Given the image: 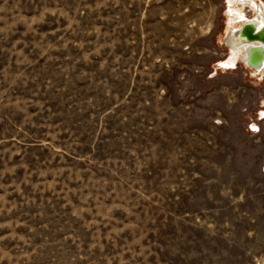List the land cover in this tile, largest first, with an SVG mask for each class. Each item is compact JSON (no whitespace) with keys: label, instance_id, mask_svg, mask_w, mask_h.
<instances>
[{"label":"rangeland","instance_id":"374dc122","mask_svg":"<svg viewBox=\"0 0 264 264\" xmlns=\"http://www.w3.org/2000/svg\"><path fill=\"white\" fill-rule=\"evenodd\" d=\"M247 5L0 0V264H264Z\"/></svg>","mask_w":264,"mask_h":264},{"label":"bare ground","instance_id":"6f19581e","mask_svg":"<svg viewBox=\"0 0 264 264\" xmlns=\"http://www.w3.org/2000/svg\"><path fill=\"white\" fill-rule=\"evenodd\" d=\"M258 1H261L263 8L256 0H229V3L234 2L236 5L248 4L247 7L256 15L248 16L245 10L239 13V23L229 40L231 57L224 63L228 69L230 65L238 63V60L254 70L264 68V2ZM261 118H264V111H261Z\"/></svg>","mask_w":264,"mask_h":264}]
</instances>
